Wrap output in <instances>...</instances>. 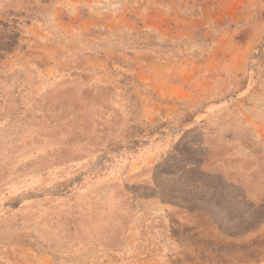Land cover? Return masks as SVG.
Returning a JSON list of instances; mask_svg holds the SVG:
<instances>
[{
  "label": "rangeland",
  "instance_id": "1",
  "mask_svg": "<svg viewBox=\"0 0 264 264\" xmlns=\"http://www.w3.org/2000/svg\"><path fill=\"white\" fill-rule=\"evenodd\" d=\"M0 264H264V0H0Z\"/></svg>",
  "mask_w": 264,
  "mask_h": 264
},
{
  "label": "crops",
  "instance_id": "2",
  "mask_svg": "<svg viewBox=\"0 0 264 264\" xmlns=\"http://www.w3.org/2000/svg\"><path fill=\"white\" fill-rule=\"evenodd\" d=\"M219 172H221L220 175L218 176L219 179L223 180V181L225 182V184L230 185L231 188H233V189H239L240 186H238V185H237L236 183H234V182H231V181L227 178V176L223 175L222 171H219ZM225 173H227V172L225 171ZM235 184H236V185H235ZM241 189H242V188H241Z\"/></svg>",
  "mask_w": 264,
  "mask_h": 264
}]
</instances>
